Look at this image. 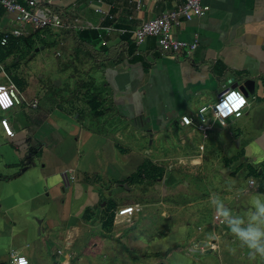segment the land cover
I'll return each instance as SVG.
<instances>
[{"label": "crops", "instance_id": "0c3cea01", "mask_svg": "<svg viewBox=\"0 0 264 264\" xmlns=\"http://www.w3.org/2000/svg\"><path fill=\"white\" fill-rule=\"evenodd\" d=\"M185 1L47 0L74 32L87 35L80 62L98 73L102 83L98 86L105 91L101 97L105 95L106 101L99 99L102 115L94 114V118L87 98L83 102L89 112L81 107L82 101L80 106L76 95L30 98L26 96L30 86L22 93L15 76L1 72L0 84L14 85L22 104L6 112L0 110V264H13L15 254L26 256L31 264L36 257L51 264H67L75 244L83 246L90 213L107 195L105 182L124 181L152 159V149L119 142L122 132L114 126L118 120L134 126L135 137L143 136V143L145 136L166 131L224 132L226 141L237 143L236 149L243 153L241 161L264 163V0H202L206 14L174 28L175 38L196 44L195 51L165 53L154 37L136 45L131 31L178 9ZM14 19L15 15L6 11L0 14L2 38L5 33L16 39L27 36L28 29L14 26ZM54 30V36H33L35 45L59 42L58 46L69 44L70 48V37L74 50V33ZM225 86L241 89L249 99L250 106L241 118L224 129L215 125L207 134L196 125L182 123L184 115L195 118ZM35 102L40 104L33 108ZM106 104L111 108L104 109ZM5 120L14 132L12 137L3 128ZM238 155L235 152L230 157ZM202 159L186 157L183 163L200 166ZM251 170L264 182V167ZM66 172L71 177L67 182ZM259 191L264 195V186ZM55 232L66 248V253L58 251L64 256L60 261L52 255L54 243L49 251L46 244ZM203 239L197 244L205 243ZM219 239L211 242L212 251L219 249Z\"/></svg>", "mask_w": 264, "mask_h": 264}, {"label": "rangeland", "instance_id": "374dc122", "mask_svg": "<svg viewBox=\"0 0 264 264\" xmlns=\"http://www.w3.org/2000/svg\"><path fill=\"white\" fill-rule=\"evenodd\" d=\"M42 31L36 35L28 28L27 36L13 38L17 42L12 41L7 47L0 45V63L7 60L0 64V76L1 72H11L15 76L13 80L20 83L22 93L27 87L32 88L26 95L30 98L61 96L68 99L79 91V104L81 106L82 101L81 107L89 112L84 103L88 95L105 93L98 73L88 65L83 66L84 61L80 62L83 58H74L70 37V48L69 44L58 46L59 42L55 46L35 45L33 36L56 35L49 29ZM4 66L9 68L6 70ZM104 99L105 95L100 98L105 103ZM215 101L213 98L209 105ZM107 106L109 104L103 108ZM90 113L94 117L92 110ZM122 123L121 120L114 123L122 132L119 142L141 147V150L152 149L149 161L165 167V177L153 186L138 182L118 187V181L105 182L107 195L102 197L101 206L90 211L91 225L86 227L89 234L81 238L85 243L83 246L79 242L75 244L67 264H263L264 257L257 255L253 259L249 249L241 246L231 234L227 221L241 219L244 221L241 227H247L256 212L254 202L259 200L264 205V195L259 191L264 182L251 170L264 167V163L241 161L243 153L236 149L237 143L226 141L224 132L203 135L166 131L145 136L143 143V136L135 137L134 126ZM112 128L111 123L108 130ZM235 152L239 155L231 158ZM193 156H201L202 165L183 163L186 157ZM111 192L114 194L110 196ZM58 233L46 240V244L49 251L50 244L54 243L52 255L60 261L64 256L58 251L66 253V248ZM200 238H204L205 243L197 244ZM217 238H220L219 249L212 251L211 242ZM40 261L36 257L35 264H51L41 258Z\"/></svg>", "mask_w": 264, "mask_h": 264}, {"label": "built area", "instance_id": "2783aa9c", "mask_svg": "<svg viewBox=\"0 0 264 264\" xmlns=\"http://www.w3.org/2000/svg\"><path fill=\"white\" fill-rule=\"evenodd\" d=\"M0 7L8 14L15 15L13 23L20 25L23 29L30 28L33 32L45 29L68 30L72 28L71 25L63 21L57 10L50 4L34 0H0ZM206 12L207 8L203 5L202 0H186L178 9L163 13L151 21L143 23L131 33L134 35L137 46L147 38L154 37L158 47L165 53H189L195 51L197 45L177 40L174 36V28L179 27L183 21H192L195 18H200ZM106 30L111 31L112 28H107ZM125 32L128 33L129 31ZM10 37L9 33H5L1 44L3 46L7 45ZM230 89L242 92L247 104L239 110V114L232 112L227 117H224L219 115L216 105L222 101L224 93ZM20 104H22V98L17 88L14 85L0 84V110L6 112ZM37 106V102L32 104L33 108ZM249 106V99L241 89L225 86L216 101L211 105L202 107L195 118L184 115L181 120L184 125H196L202 133L207 134L214 129L215 125L216 128L224 129L229 123L241 118ZM2 125L8 136H14V132L6 120L2 121ZM63 176L66 182L68 179L71 180L68 172ZM251 184H253V181H251ZM25 261L27 264H31L26 256L21 254L13 255V264H24Z\"/></svg>", "mask_w": 264, "mask_h": 264}, {"label": "clouds", "instance_id": "9594fccd", "mask_svg": "<svg viewBox=\"0 0 264 264\" xmlns=\"http://www.w3.org/2000/svg\"><path fill=\"white\" fill-rule=\"evenodd\" d=\"M247 104L242 92L230 89L224 93L222 101L216 105L219 115L227 117L232 112H237ZM256 212L251 217L247 227H241L244 223L241 219H229L228 226L232 235L239 240L242 247L249 249L250 256L254 259L257 255L264 257V205L259 200L255 202ZM222 207V205H221ZM227 216V214H224ZM233 253L235 249L231 250ZM24 264H27L25 261Z\"/></svg>", "mask_w": 264, "mask_h": 264}, {"label": "trees", "instance_id": "16d2710c", "mask_svg": "<svg viewBox=\"0 0 264 264\" xmlns=\"http://www.w3.org/2000/svg\"><path fill=\"white\" fill-rule=\"evenodd\" d=\"M0 9H2L5 12V10L3 8L0 7ZM60 16L62 19L64 18V17H62V15H60ZM63 21L66 22L67 24L70 23L66 19H63ZM49 30H51V29H49ZM62 31H69L70 33H74L75 40H76L75 47H74V58L77 60H80L79 58H80L81 52L83 51V49H85L87 47L86 42L84 41V39L87 37V35L84 33V31H81V32L78 31V33H76L73 31V29L62 30ZM41 32H42V30L41 31H34L33 34L37 35L38 33H41ZM1 41H2V36H0V45L2 46ZM12 41H13V38L11 37L8 45L11 44ZM13 42L15 43V42H17V40H14ZM8 45H5L3 47H7ZM11 52L12 51L10 50L8 54H10ZM76 92L79 93V91H76ZM77 93H75L74 95L77 96L78 95ZM100 98H101V96H99L98 92L91 93L87 97L88 105L90 106L92 112L95 114L96 117H100L102 115V112L100 111V107H101V104L99 102ZM165 172H166L165 167L160 166V165H155L152 161H148V162L144 163L143 165H141L138 168L136 173H133L130 177H128L124 181L116 182V183L121 184V185L126 184L129 186H132L138 182H146L147 185L153 186L155 184L160 183L164 179ZM116 183H114V184H116Z\"/></svg>", "mask_w": 264, "mask_h": 264}, {"label": "water", "instance_id": "95a60500", "mask_svg": "<svg viewBox=\"0 0 264 264\" xmlns=\"http://www.w3.org/2000/svg\"><path fill=\"white\" fill-rule=\"evenodd\" d=\"M34 1H38V2H42L44 4H47V0H34ZM126 187H128V185H126Z\"/></svg>", "mask_w": 264, "mask_h": 264}]
</instances>
